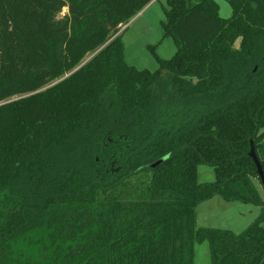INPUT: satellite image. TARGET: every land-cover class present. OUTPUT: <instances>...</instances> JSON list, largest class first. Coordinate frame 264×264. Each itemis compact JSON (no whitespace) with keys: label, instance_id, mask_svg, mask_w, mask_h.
Wrapping results in <instances>:
<instances>
[{"label":"trees","instance_id":"trees-1","mask_svg":"<svg viewBox=\"0 0 264 264\" xmlns=\"http://www.w3.org/2000/svg\"><path fill=\"white\" fill-rule=\"evenodd\" d=\"M152 1L0 0V264H264V0H165L150 72L121 28ZM214 196L259 214L197 227Z\"/></svg>","mask_w":264,"mask_h":264},{"label":"rangeland","instance_id":"rangeland-1","mask_svg":"<svg viewBox=\"0 0 264 264\" xmlns=\"http://www.w3.org/2000/svg\"><path fill=\"white\" fill-rule=\"evenodd\" d=\"M220 17L231 16L228 0H215ZM165 0H153L139 12L127 25L121 28V42L125 62L138 70L154 72L158 68L157 58L169 59L176 45L171 36H164L162 22L165 21ZM67 12L63 9L60 14ZM87 57L85 59L88 60ZM198 182L214 181L213 169L206 165L197 168ZM197 227L229 230L239 234L245 230L258 216L259 208L239 202H226L219 196L203 201L197 206ZM193 264H210L208 244L194 245Z\"/></svg>","mask_w":264,"mask_h":264},{"label":"water","instance_id":"water-1","mask_svg":"<svg viewBox=\"0 0 264 264\" xmlns=\"http://www.w3.org/2000/svg\"><path fill=\"white\" fill-rule=\"evenodd\" d=\"M249 157L253 160V162H254V164L256 166L257 175H258V177L260 179L261 186L264 189V174H263V171H262L261 166L259 164V161H258V159H257V157L255 155L252 143H251V147H250ZM167 158H168V156L162 157V158L158 159L157 161H155L154 163H152L151 165H149V167L150 168H155L156 166L160 165L162 162L167 160Z\"/></svg>","mask_w":264,"mask_h":264}]
</instances>
